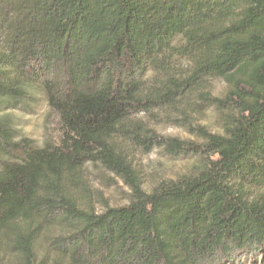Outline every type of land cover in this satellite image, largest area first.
I'll list each match as a JSON object with an SVG mask.
<instances>
[{"label":"trees","instance_id":"obj_1","mask_svg":"<svg viewBox=\"0 0 264 264\" xmlns=\"http://www.w3.org/2000/svg\"><path fill=\"white\" fill-rule=\"evenodd\" d=\"M40 97L61 125L43 147L16 116ZM203 106L222 132L190 123L202 143L142 119ZM155 147L199 162L146 190L133 158ZM0 264H264V0H0Z\"/></svg>","mask_w":264,"mask_h":264},{"label":"rangeland","instance_id":"obj_2","mask_svg":"<svg viewBox=\"0 0 264 264\" xmlns=\"http://www.w3.org/2000/svg\"><path fill=\"white\" fill-rule=\"evenodd\" d=\"M214 93L222 95L225 92V84L218 81L214 84ZM32 105L29 111H18L19 135L29 139L34 145L43 147L49 144L59 143L61 137L60 118L47 102L40 97ZM183 109L185 111L183 112ZM156 116L142 115V119L151 127L155 128L159 135L165 138H176L180 140L202 143L203 138L189 124L195 127H203L212 133L222 132L221 117L213 109L192 107H181L179 111L156 110ZM199 158L191 154L181 155L171 153L165 147H155L150 152L137 148L133 163L139 171L146 190H150L153 185L163 179L177 178L180 175L189 173ZM88 179L92 191H97L100 197L111 206H121L129 203L130 188L124 181L115 174L106 171L98 165L88 166ZM102 195V196H101ZM102 204L96 202V208L102 209ZM59 233L54 231V234ZM40 257L45 253L53 255L48 248V239L42 238L39 245Z\"/></svg>","mask_w":264,"mask_h":264}]
</instances>
